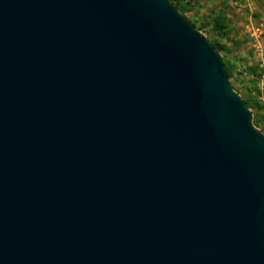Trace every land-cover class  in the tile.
Here are the masks:
<instances>
[{
    "label": "water",
    "instance_id": "obj_1",
    "mask_svg": "<svg viewBox=\"0 0 264 264\" xmlns=\"http://www.w3.org/2000/svg\"><path fill=\"white\" fill-rule=\"evenodd\" d=\"M170 0H0V264H264V133Z\"/></svg>",
    "mask_w": 264,
    "mask_h": 264
},
{
    "label": "rangeland",
    "instance_id": "obj_2",
    "mask_svg": "<svg viewBox=\"0 0 264 264\" xmlns=\"http://www.w3.org/2000/svg\"><path fill=\"white\" fill-rule=\"evenodd\" d=\"M223 57L233 90L264 133V0H170ZM214 45V44H213Z\"/></svg>",
    "mask_w": 264,
    "mask_h": 264
},
{
    "label": "trees",
    "instance_id": "obj_3",
    "mask_svg": "<svg viewBox=\"0 0 264 264\" xmlns=\"http://www.w3.org/2000/svg\"><path fill=\"white\" fill-rule=\"evenodd\" d=\"M214 46H216V44L213 42Z\"/></svg>",
    "mask_w": 264,
    "mask_h": 264
}]
</instances>
